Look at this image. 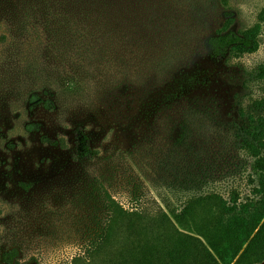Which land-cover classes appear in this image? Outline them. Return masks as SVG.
I'll return each instance as SVG.
<instances>
[{
    "label": "rangeland",
    "instance_id": "rangeland-1",
    "mask_svg": "<svg viewBox=\"0 0 264 264\" xmlns=\"http://www.w3.org/2000/svg\"><path fill=\"white\" fill-rule=\"evenodd\" d=\"M263 8L264 0H0V264L8 251L9 264H74L104 222L105 192L127 209L155 206L148 179L169 178L170 142L186 128L172 122L182 110L143 113L159 94L154 83L180 81L179 98L203 112L185 133L217 150V179L239 169L230 135L247 93L259 92L264 22L250 54L212 56L209 39L251 25ZM76 126L91 137L90 159L75 155Z\"/></svg>",
    "mask_w": 264,
    "mask_h": 264
},
{
    "label": "trees",
    "instance_id": "trees-1",
    "mask_svg": "<svg viewBox=\"0 0 264 264\" xmlns=\"http://www.w3.org/2000/svg\"><path fill=\"white\" fill-rule=\"evenodd\" d=\"M263 22L264 8L251 25L211 37L210 54L221 57L226 53L243 56L255 52ZM257 69L252 83L259 92L247 93V104L238 109L241 124L230 135L242 165L237 170L229 167L222 171L219 180L215 164L217 150L210 151L208 138L197 144L192 131L185 133L191 126L190 118L203 112L196 110L192 102L179 98V92L184 89L180 81L172 87L154 83L159 94L154 101L144 103L143 113L155 115L164 108L182 110V117L173 118L172 122L186 128L170 142L169 178L162 177L161 183L147 178L158 199V202L153 200L152 207L127 209L105 192L104 222L87 245L85 255L74 257V264H260L264 261V64ZM94 90L99 99L107 93L96 87ZM139 141L135 139L131 143V155L138 152ZM74 142L78 159H90L97 153L90 135L81 126L74 129ZM13 257L12 251L3 254L6 264Z\"/></svg>",
    "mask_w": 264,
    "mask_h": 264
},
{
    "label": "water",
    "instance_id": "water-1",
    "mask_svg": "<svg viewBox=\"0 0 264 264\" xmlns=\"http://www.w3.org/2000/svg\"><path fill=\"white\" fill-rule=\"evenodd\" d=\"M260 264H264V261L262 263H260Z\"/></svg>",
    "mask_w": 264,
    "mask_h": 264
}]
</instances>
